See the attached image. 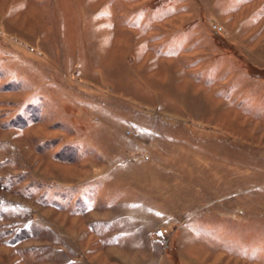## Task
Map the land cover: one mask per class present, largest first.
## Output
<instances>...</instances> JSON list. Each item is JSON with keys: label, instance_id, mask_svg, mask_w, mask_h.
Segmentation results:
<instances>
[{"label": "rangeland", "instance_id": "1", "mask_svg": "<svg viewBox=\"0 0 264 264\" xmlns=\"http://www.w3.org/2000/svg\"><path fill=\"white\" fill-rule=\"evenodd\" d=\"M0 264H264V0H0Z\"/></svg>", "mask_w": 264, "mask_h": 264}]
</instances>
